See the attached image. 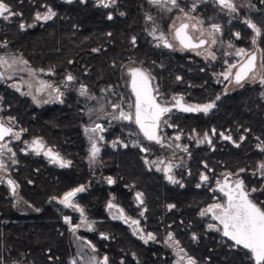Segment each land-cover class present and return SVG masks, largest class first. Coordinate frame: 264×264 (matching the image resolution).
Returning a JSON list of instances; mask_svg holds the SVG:
<instances>
[{"label": "flooded vegetation", "instance_id": "af4514ba", "mask_svg": "<svg viewBox=\"0 0 264 264\" xmlns=\"http://www.w3.org/2000/svg\"><path fill=\"white\" fill-rule=\"evenodd\" d=\"M4 2L13 13L19 15H13L8 20L0 18V37L3 28L20 33L25 39L43 32L48 47L42 51L16 47L18 50L11 52L0 40V60L6 56L17 60V64H14L17 69L11 70L16 73L12 79L8 77L9 71L3 74L4 67L0 65V84L6 83L36 109H44L47 125L52 116L75 107L76 113L80 114L76 119L79 131L84 124L91 166H94L93 160L97 164L102 152L106 125L126 123L127 131L135 135L128 142L115 146H123L126 154L139 147L149 174L140 178L124 177L125 208L114 203L112 197L109 203L112 207L108 205L107 210L112 217L122 220L145 249L160 254V257H149L143 264H188L190 259L195 264H255L248 250L235 245L234 241L223 235L222 225L207 210L215 204H226L227 197L220 188L227 183L235 189L238 181L243 182L250 200L257 206H264V168L261 167L264 165V0H230L236 11L222 7L218 0H177L178 7L170 3L161 7L149 0ZM105 3L109 6L104 7ZM57 4L60 14L56 9ZM49 9L55 13L54 16L47 20L36 19L37 14L41 17L48 14ZM72 11L76 14L74 27L78 37H81L84 29L83 16L89 12L110 23L124 21L131 25L135 22L128 32L130 44L134 45L127 51L119 74L118 84L121 88L110 91L115 94L116 101L114 98L109 100L106 91H99L98 87L89 92L82 85L83 75L88 72H80L76 79L68 75L66 63L63 62L65 57L60 58L65 56L66 49L49 47L51 34L66 31V23L72 21L71 16L66 17L63 13ZM197 21L203 23L198 24ZM246 21H251L260 29L259 37ZM181 23L196 24L195 29L190 27L187 30L188 34L193 38V43L199 44L201 39L205 43L196 48L181 45L175 38V28ZM213 25H218L220 31L214 32ZM254 38L255 45L252 43ZM213 39L216 41L214 44ZM165 43L171 46L165 47ZM239 49L246 54H255L257 59L254 69L237 83L236 73L247 60V55L237 54ZM85 51L90 53L91 63H84L82 53ZM108 51L95 46L88 50L78 47L75 67L79 70H96L98 64L94 62L99 54ZM40 53L44 55L42 63L38 64L30 63L23 57ZM22 61H27V64ZM135 68H141L149 76L157 102L170 108L159 121L160 143L148 140L135 123L136 98L131 89L130 75ZM225 73H228L227 79ZM69 76L73 77L71 81L68 80ZM25 78L31 84L35 81L39 83L36 85L37 92H33L32 86L23 84ZM82 89L85 90L84 94H81ZM122 90L128 93L127 96H120ZM177 99L186 107L209 103L214 107L207 113L185 112L176 106ZM84 101L88 104L82 123ZM3 103L4 98L0 95V123L12 129L11 135L0 140V146L6 145L0 155V163L4 167L10 168L12 173L13 169L25 166L28 160L34 159L42 160L48 168L71 165L60 152L64 142L56 141L55 134L46 133L36 114H32L30 121L20 122L5 113ZM106 107L108 110L102 114L105 118L98 121L102 134L98 142H91L87 131L95 125L98 114ZM91 109L94 110L91 111L93 117L89 120ZM121 112L131 113L132 119H121ZM245 118H250V123L247 124ZM177 136L179 139H176ZM33 141L41 142L38 150H34ZM93 143L99 149L95 157L91 153ZM63 145L66 146V143ZM49 150L51 155H46ZM54 155L66 162V166L53 162ZM234 156V160H231ZM9 180L13 182L12 185H9ZM0 187L9 191L17 208L22 206L24 211L28 208L34 211L23 215L35 213L20 196L13 173L0 183ZM138 194L140 199H137ZM67 208L81 213L77 206ZM133 221L138 223L134 224ZM149 234L154 239H148ZM170 236L172 239H169ZM214 256L219 258L218 262L213 261Z\"/></svg>", "mask_w": 264, "mask_h": 264}, {"label": "trees", "instance_id": "16d2710c", "mask_svg": "<svg viewBox=\"0 0 264 264\" xmlns=\"http://www.w3.org/2000/svg\"><path fill=\"white\" fill-rule=\"evenodd\" d=\"M56 9L60 14L58 4ZM63 15L71 16L72 21L66 23L64 33L56 31L51 34L49 47L66 49L65 56L60 58L62 60L65 57L63 62L66 63L68 75L75 77L80 72H88L83 75L82 85L89 92L98 87L99 91H106L109 100L114 98L116 101L115 94L110 91L121 88L118 84L119 74L127 51L134 45L130 44L128 32L135 22L131 25L124 21L110 23L89 12L83 16L84 29L81 37H78L74 27L75 12ZM44 36L41 32L25 39L22 34L3 28L0 40L11 52L20 47L42 51L48 47ZM94 46L109 50L103 55L99 54L94 62L98 64L97 69H77L78 47L88 50ZM43 55L23 57L30 63L38 64L42 63ZM82 57L84 63H91L88 51L83 52ZM120 94L127 96L128 93L122 90ZM0 95L4 98L5 113L20 122H28L33 118L32 114H36L46 133H53L56 141L59 139L66 143V146L62 144L60 152L71 162L66 168H48L42 160L34 159L28 160L25 166L13 169V179L19 185L20 196L35 210L34 214L23 215L19 212L9 191L0 187V264H82L75 261L78 255L74 242L76 233L94 246L101 259L105 260L106 257L107 264H143L149 257H160L159 253L145 249L122 220L112 217L107 210L112 197L114 203L125 208L124 177L140 178L149 174L143 154L138 151L139 147L126 154L123 146H115L135 138L131 131H127V124L106 125L103 149L98 157L97 168L94 169L89 163V144L84 134V124L81 131L78 130L76 119L80 114L76 113L75 107L52 116L47 125L44 109H36L6 83L0 84ZM87 104L85 101L82 104V123L85 121ZM245 121L248 124L251 119L245 118ZM77 188L84 189L77 192L74 201L83 210V216L60 202L66 193ZM207 251L206 247V256ZM218 260V257H213V261Z\"/></svg>", "mask_w": 264, "mask_h": 264}, {"label": "snow or ice", "instance_id": "6c2138e0", "mask_svg": "<svg viewBox=\"0 0 264 264\" xmlns=\"http://www.w3.org/2000/svg\"><path fill=\"white\" fill-rule=\"evenodd\" d=\"M71 2V0H68ZM153 5L164 7L167 3H170L173 7H178L177 0H149ZM219 4L222 7L228 8L231 11H236L233 4L230 0H218ZM104 7H108L109 5L105 3ZM171 9H169L170 11ZM183 11V9H181ZM13 15H19L18 13H13L10 6L4 2V0H0V18L4 20H8ZM55 13L52 12L51 9L48 10V14L41 17L40 14L36 15V19H50L54 16ZM186 18L190 19V17ZM111 19V17H109ZM198 24H202V21H197ZM248 27L251 28L256 36L259 37L261 32L260 29L257 28L255 24L251 21H246ZM21 28L24 27L23 24L20 25ZM195 29L197 27L196 24L189 25L188 23H181L178 27L175 28V38L179 41L181 45L184 47H200L205 41L203 39L200 40L199 44L193 43V38L188 34L189 28ZM213 31L219 32V26L213 25ZM211 35V33L209 34ZM238 35V34H237ZM215 39L212 40L214 44ZM252 43L256 44V39L254 38ZM171 45L165 43V47H170ZM231 47V45H229ZM238 55H247L246 62L240 65L236 73V82L240 83L242 79H244L247 74L252 71L255 67V61L257 59L255 54H246L243 49H239L237 52ZM214 58V57H213ZM15 63V61H13ZM22 63L27 64V61H22ZM8 64L6 60H0V65ZM11 66V65H9ZM232 67H235L233 65ZM130 75L132 77V91L136 96L135 103V123L139 126L141 132H143L144 136L150 140L155 141L156 143H160V137L157 135V128L159 127L160 118L167 112L170 111V108L163 107L159 103L156 102V99L151 94V90L148 86V77L147 75L139 69H132L130 71ZM0 77H2V73H0ZM228 78V73H225V79ZM73 79L72 76L68 77V80L71 81ZM264 83V80H262ZM58 91V90H57ZM82 89L81 94H84ZM175 99V98H174ZM176 106L180 108L181 111L191 112L198 111L207 113L210 109L214 107V104L209 103L203 106H184L181 100H176ZM118 107V106H117ZM120 118L125 120H131V113H120ZM99 127V125H97ZM87 131V129H86ZM92 131H95L93 129ZM12 129L10 127H6L3 123H0V140H3L5 136L11 135ZM18 138V134H17ZM205 138L207 139V133H205ZM176 139H179L177 136ZM225 139H230V137H225ZM35 145L34 150H38L41 147L40 141H33ZM6 147L0 146V155H2V149ZM10 151V149H9ZM99 149L96 147V144H92L91 153L92 156L95 157L96 153ZM46 155H51V152L45 153ZM53 162H59L62 167L66 166V162L61 160L58 155L52 156ZM3 167V164L0 163V168ZM264 168V165H261ZM172 180V177H169ZM202 179L206 180L207 177H202ZM111 183V180H109ZM175 182V181H173ZM9 185H12L13 182L11 180L8 181ZM227 189V190H226ZM83 188H77L73 192L66 193L64 198L60 201L66 207H76L73 204V198L75 197L77 192L83 191ZM220 191L224 193L227 197L226 204H215L207 211L213 213V219L219 221V224L222 225V232L225 237H228L230 240L234 241L235 245L242 246L244 249L248 250L251 254L252 259L255 261V264H264V206H257L252 200L248 198V193L244 189V185L242 181H238L236 183L235 189L229 187L226 183L223 187L220 188ZM255 191V189H253ZM137 199H140V195H137ZM109 207H112L109 204ZM81 212V216H83V210L78 209ZM204 213H202L203 215ZM67 221V218H66ZM134 224H137L138 221H133ZM211 228L212 225H209ZM195 239V237H193ZM148 239H154V237L149 234ZM169 239H172L170 236ZM105 264H107V258L105 257ZM188 264H195L191 259Z\"/></svg>", "mask_w": 264, "mask_h": 264}, {"label": "rangeland", "instance_id": "374dc122", "mask_svg": "<svg viewBox=\"0 0 264 264\" xmlns=\"http://www.w3.org/2000/svg\"><path fill=\"white\" fill-rule=\"evenodd\" d=\"M1 60H6L8 61V64H4L3 67V74L6 75L7 72L9 71V78L12 79L14 78L16 75L15 72L12 73V69H17L16 66H14V64H17V60L14 59V57L12 56H6L4 58H2ZM13 61H15V63H13ZM11 65V66H9ZM41 83V82H40ZM23 84H26L27 86L30 85L32 86V90L33 92H37V86L39 85L35 83L30 82V80H28V78H25V81L23 82ZM37 85V86H36ZM108 110L107 107L105 108V110H101L100 113L98 114V119L95 120V125L89 129L88 134L91 138V142H98L99 138H100V134H102V128L101 126L98 124L99 122L103 121V119L105 118V115H102L103 113H105V111ZM91 111H94L93 109L90 110V114L88 115L89 120L91 117H93V115H91ZM99 121V122H98ZM97 125H99V127H97ZM93 129H95V131H92ZM92 164L94 165V169L97 168V164L96 161H92ZM12 175L11 173V169L8 167H2L0 168V180L2 182H4L5 178L8 177L9 175ZM18 211L21 213H28V212H34L29 210H23L22 206H19ZM117 215V214H116ZM68 221H70L68 219ZM76 236L74 237V242H75V246L77 248V256L75 257V261L76 262H80L82 264H105V260L101 259L97 253L96 250L94 248V246L86 239L82 238L80 235H78L77 233L75 234Z\"/></svg>", "mask_w": 264, "mask_h": 264}, {"label": "water", "instance_id": "95a60500", "mask_svg": "<svg viewBox=\"0 0 264 264\" xmlns=\"http://www.w3.org/2000/svg\"><path fill=\"white\" fill-rule=\"evenodd\" d=\"M135 69H139V70H141L142 72H144L141 68H135ZM145 73V72H144ZM146 74V73H145ZM147 75V74H146ZM147 77H148V86H149V88H150V90H151V94H152V96H154L155 97V94H154V88H153V85H152V82H151V80H150V78H149V76L147 75ZM131 81H132V79H131ZM131 89H132V83H131ZM133 92V91H132ZM134 94V93H133ZM134 96H135V94H134ZM135 98H136V96H135ZM156 99V98H155ZM156 102H157V100H156ZM158 103V102H157ZM139 127V126H138ZM143 133V132H142ZM157 135H158V128H157ZM6 137V136H5ZM4 137V138H5ZM3 138V139H4ZM75 197H76V195H75ZM74 197V198H75ZM73 198V199H74Z\"/></svg>", "mask_w": 264, "mask_h": 264}, {"label": "bare ground", "instance_id": "6f19581e", "mask_svg": "<svg viewBox=\"0 0 264 264\" xmlns=\"http://www.w3.org/2000/svg\"><path fill=\"white\" fill-rule=\"evenodd\" d=\"M11 189V188H10ZM124 217H125V215H124ZM125 222V221H124Z\"/></svg>", "mask_w": 264, "mask_h": 264}]
</instances>
